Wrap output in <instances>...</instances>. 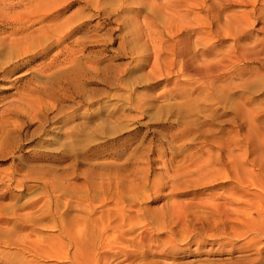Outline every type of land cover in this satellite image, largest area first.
Wrapping results in <instances>:
<instances>
[{"label":"rangeland","instance_id":"rangeland-1","mask_svg":"<svg viewBox=\"0 0 264 264\" xmlns=\"http://www.w3.org/2000/svg\"><path fill=\"white\" fill-rule=\"evenodd\" d=\"M0 264H264V0H0Z\"/></svg>","mask_w":264,"mask_h":264},{"label":"bare ground","instance_id":"bare-ground-1","mask_svg":"<svg viewBox=\"0 0 264 264\" xmlns=\"http://www.w3.org/2000/svg\"><path fill=\"white\" fill-rule=\"evenodd\" d=\"M233 57V56H232ZM228 61V60H227ZM215 68V67H214Z\"/></svg>","mask_w":264,"mask_h":264}]
</instances>
